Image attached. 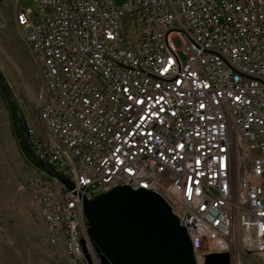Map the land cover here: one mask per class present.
Masks as SVG:
<instances>
[{"label": "built area", "instance_id": "2783aa9c", "mask_svg": "<svg viewBox=\"0 0 264 264\" xmlns=\"http://www.w3.org/2000/svg\"><path fill=\"white\" fill-rule=\"evenodd\" d=\"M11 1L43 81L34 148L74 185L30 189L71 264H101L82 198L124 185L163 197L195 256L264 253V0Z\"/></svg>", "mask_w": 264, "mask_h": 264}, {"label": "rangeland", "instance_id": "374dc122", "mask_svg": "<svg viewBox=\"0 0 264 264\" xmlns=\"http://www.w3.org/2000/svg\"><path fill=\"white\" fill-rule=\"evenodd\" d=\"M19 3L36 7L35 0H20ZM181 58L185 60L182 54ZM0 72L29 129L43 132L40 119L43 81L17 25L11 0H0ZM39 173L49 175L21 152L13 134L11 113L0 90V264H71L64 245L49 241L41 208L30 189L31 181ZM206 254L195 256L197 264H204ZM230 260L231 264H264V253L239 250L230 255Z\"/></svg>", "mask_w": 264, "mask_h": 264}, {"label": "water", "instance_id": "95a60500", "mask_svg": "<svg viewBox=\"0 0 264 264\" xmlns=\"http://www.w3.org/2000/svg\"><path fill=\"white\" fill-rule=\"evenodd\" d=\"M0 90L14 106L22 134L37 167L73 188V183L37 154L28 122L0 72ZM88 233L103 264H197L190 238L159 194L145 188L118 186L82 198ZM204 264H231L229 252H212Z\"/></svg>", "mask_w": 264, "mask_h": 264}, {"label": "bare ground", "instance_id": "6f19581e", "mask_svg": "<svg viewBox=\"0 0 264 264\" xmlns=\"http://www.w3.org/2000/svg\"><path fill=\"white\" fill-rule=\"evenodd\" d=\"M17 25H18V22H17ZM115 107H122V100H115ZM62 160H64V163L66 164L68 168L77 169V161L72 155H69V153H62ZM33 182L44 183V176L39 173L37 178H35ZM53 213L55 214L56 224L64 225V222H66V215L65 213H63V211H61V205H53ZM66 236H67V227H60V229L58 230L57 245H60V244L64 245L65 251L70 260L71 247L67 246Z\"/></svg>", "mask_w": 264, "mask_h": 264}, {"label": "trees", "instance_id": "16d2710c", "mask_svg": "<svg viewBox=\"0 0 264 264\" xmlns=\"http://www.w3.org/2000/svg\"><path fill=\"white\" fill-rule=\"evenodd\" d=\"M10 89V88H9ZM11 91V89H10ZM7 105H8V109L11 113V118H12V124H13V134L18 142V145L20 147L21 152L24 154L25 158L31 162L33 165L37 166L33 156L30 153L29 147L26 143L25 138L23 137L22 134V127L20 125L19 119L15 113V109L13 104L11 103V101L8 98H5Z\"/></svg>", "mask_w": 264, "mask_h": 264}, {"label": "flooded vegetation", "instance_id": "af4514ba", "mask_svg": "<svg viewBox=\"0 0 264 264\" xmlns=\"http://www.w3.org/2000/svg\"><path fill=\"white\" fill-rule=\"evenodd\" d=\"M99 253V252H98ZM99 259H100V263L103 264L102 259H101V254L99 253Z\"/></svg>", "mask_w": 264, "mask_h": 264}]
</instances>
